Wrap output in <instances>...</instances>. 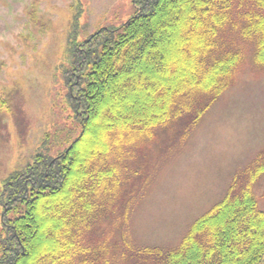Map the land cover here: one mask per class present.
Returning a JSON list of instances; mask_svg holds the SVG:
<instances>
[{"label": "trees", "instance_id": "1", "mask_svg": "<svg viewBox=\"0 0 264 264\" xmlns=\"http://www.w3.org/2000/svg\"><path fill=\"white\" fill-rule=\"evenodd\" d=\"M133 3L134 17L84 40L74 17L58 71L79 135L1 181L0 264H264V149L177 245L131 229L160 139L195 130L247 60L264 72V0Z\"/></svg>", "mask_w": 264, "mask_h": 264}, {"label": "rangeland", "instance_id": "2", "mask_svg": "<svg viewBox=\"0 0 264 264\" xmlns=\"http://www.w3.org/2000/svg\"><path fill=\"white\" fill-rule=\"evenodd\" d=\"M133 1L0 0V184L43 143L57 152L79 135L78 127L71 131L58 71L74 17L84 40L134 17ZM124 92L119 90L121 96ZM176 139L161 138L151 152V183L131 228L145 245H177L190 225L223 198L235 174L264 149V72L247 60L235 85L199 126ZM257 198L264 210V181Z\"/></svg>", "mask_w": 264, "mask_h": 264}]
</instances>
